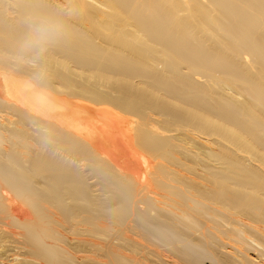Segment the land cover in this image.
I'll return each instance as SVG.
<instances>
[{
	"label": "bare ground",
	"instance_id": "6f19581e",
	"mask_svg": "<svg viewBox=\"0 0 264 264\" xmlns=\"http://www.w3.org/2000/svg\"><path fill=\"white\" fill-rule=\"evenodd\" d=\"M0 264H264V0H0Z\"/></svg>",
	"mask_w": 264,
	"mask_h": 264
}]
</instances>
